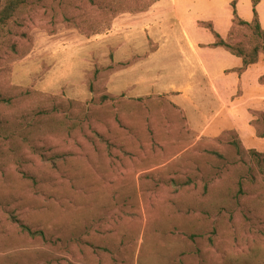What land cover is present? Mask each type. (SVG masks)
I'll return each instance as SVG.
<instances>
[{
  "label": "rangeland",
  "instance_id": "obj_1",
  "mask_svg": "<svg viewBox=\"0 0 264 264\" xmlns=\"http://www.w3.org/2000/svg\"><path fill=\"white\" fill-rule=\"evenodd\" d=\"M154 1L19 0L0 25V264H264V154L197 133L156 84Z\"/></svg>",
  "mask_w": 264,
  "mask_h": 264
},
{
  "label": "crops",
  "instance_id": "obj_2",
  "mask_svg": "<svg viewBox=\"0 0 264 264\" xmlns=\"http://www.w3.org/2000/svg\"><path fill=\"white\" fill-rule=\"evenodd\" d=\"M233 3L238 17L247 22L256 7L264 31V0H158L141 13L144 17L137 15L141 22L136 28L148 29L149 39L159 44L149 68L172 72L155 83L178 94L173 102L194 131L203 135L217 125L213 134L234 131L245 148L264 154V136L253 124L258 120L264 125V57L239 72L243 60L213 47V33L201 26L212 23L227 40L234 28Z\"/></svg>",
  "mask_w": 264,
  "mask_h": 264
},
{
  "label": "trees",
  "instance_id": "obj_3",
  "mask_svg": "<svg viewBox=\"0 0 264 264\" xmlns=\"http://www.w3.org/2000/svg\"><path fill=\"white\" fill-rule=\"evenodd\" d=\"M156 1L158 0H155L154 2ZM90 2L92 3L94 2V0H90ZM256 3L257 2H255V5ZM150 5H153V4H150ZM19 7H20L19 0H12L5 7L0 8V25L7 24L11 20V18L14 16V14L18 11ZM233 8H234V15H235L234 26L239 25V26H246V27L253 28L257 32V34L261 36L264 40V31L261 27L256 7H254V11H253L254 16L251 22L244 21L238 17L236 9H235V3H233ZM64 20L67 23L75 22L74 24L76 26H82V23H77L71 17L65 16ZM201 25L213 33L216 39V42L214 43L213 47L224 48L227 51L231 52L233 55L243 60L244 65H243V68L239 70V72H244L249 66L258 63L260 51L264 53V46L261 48V50L255 49L253 52L248 53L244 49L235 47L234 45L230 44L227 40H224L218 33L215 32L212 23H201ZM83 30H86V29H83ZM263 81H264V78H263ZM257 121L253 122V124L256 123ZM231 132L236 134V132L234 131H231ZM258 134L261 137L264 136V133L259 132ZM6 214H7V221L10 223V225L14 226L18 230V234L21 235L22 237L26 239L34 240V241L38 240L45 244H48V243L53 244L52 241L48 238L45 231L35 229L29 226L24 221H22V219L18 215H16L14 212H7Z\"/></svg>",
  "mask_w": 264,
  "mask_h": 264
}]
</instances>
